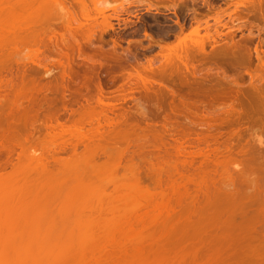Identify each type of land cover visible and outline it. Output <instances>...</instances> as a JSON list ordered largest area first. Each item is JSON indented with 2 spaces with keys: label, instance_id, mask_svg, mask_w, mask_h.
<instances>
[{
  "label": "rangeland",
  "instance_id": "obj_1",
  "mask_svg": "<svg viewBox=\"0 0 264 264\" xmlns=\"http://www.w3.org/2000/svg\"><path fill=\"white\" fill-rule=\"evenodd\" d=\"M8 1H10L9 3L11 7L16 5V3H12L13 0H7V2L4 0L5 5H8ZM71 1L72 0H60L62 3L61 9H59V6L55 7L53 5V8L51 9L52 11L50 10V13L48 14L49 16L47 15L50 23L46 24L43 21L45 25L42 26L45 27L50 24L53 25L64 22L67 18L66 15L64 16V13L66 12L75 13V19L78 22L87 24H91L93 20L96 21V24H101L103 20L102 16L99 15V11H103L104 16L111 17L109 21L113 25L112 31L102 34L97 33L93 41H77L82 46L84 51L83 56L85 57H82V59H86L87 62H89L88 60L91 59L90 62L92 64L90 65L94 68V71H98H95L96 73H99L97 74V76L99 75L98 79L100 80L101 78L102 80L98 82L99 80H97V77H95L96 74L93 73V79L96 81H93L94 84L92 83L94 86L93 89H96V86H98L96 91H99L100 89L102 92L97 91V93H99L101 96L103 94L106 95L107 98H110V100L108 99L109 102L113 101L111 104L115 106L117 105L116 109H114L115 111L118 110L117 113L114 110L111 113L115 112L116 115L119 116L120 120L124 122L122 123L121 129L128 131L130 134V139L127 141L129 145L126 146V148L121 144L123 142L125 145V141H121L120 143L122 149H125V151L128 152L127 155L130 153L129 156L133 155L134 158L144 157V163L147 162H145V159H150L152 161L153 158H145L151 155V153L152 155H157V158H155L156 155L153 156L155 158L153 163L156 161H161L163 156L168 157V160L170 159L171 161H169L172 162L170 164L177 167L178 171L176 170L177 172H175L183 176H187H184L186 180H183V176L176 177V175H174V178L172 177L173 174L171 176V169L173 171V166L171 167L169 164L171 169L167 170L168 166L165 168L163 165L168 172H165L162 175L166 178L169 177V179L172 181L174 178V180H176L174 182L176 183L174 184L173 182V184L176 188L178 187L176 184H179L183 188L187 185L189 193L188 190L186 191L191 197L188 198L189 195L187 194L186 200L188 201L184 202L185 194L183 196L184 200L181 202L183 204L181 205L180 203V205L182 208H188L187 210H190L187 212V215H190V223H192L193 220L191 211H193V213H197L193 210V208L196 207L194 205H197V207L199 206V208H201V211L198 209L199 211L197 214H195L196 216H194V218L199 215V212L200 216L204 218L203 221H205V217H209L204 208L207 200H204L206 199L204 198V195V197L200 195L203 185L200 186L202 187L200 189L201 191L198 192V190H195L196 186H194V184H196L195 181L197 180V177L199 179L204 175L203 178H205V182L200 184H206L207 189L209 188L207 191L209 194L211 193L209 200H215L214 202L217 201L216 203H218L220 199L224 197L225 193L233 194V191H235L231 189L232 187L224 189L222 185L224 182H226V184H230L232 182V185H235L233 188L236 187L238 188V191L239 189L241 191V188H244L245 184L243 183L245 174L247 176L249 173V179L253 180L255 178L254 180L258 181L260 179V182L264 181V179H262L264 178V175L262 174L264 171L260 170L261 168H264V147L263 149H260L262 146L260 147L255 143V141H253L256 139L253 136L257 135V138H260L264 146V19L262 18L264 14V0H84L85 8H83L85 11L75 4L74 0V2ZM22 5L23 4H19V6L23 7ZM81 9L85 12L84 14L86 17L89 15V19L85 18L84 15L82 16L81 13H83V11H81ZM4 15L9 17V15H6V13ZM2 17L4 18V16ZM10 18L12 19L10 24L13 25V18ZM10 18H8V20H11ZM46 18L42 20L47 21L48 18ZM2 21H4V24L5 20L1 19V22ZM38 21L35 23L36 26H32H35L37 30L43 28L41 26V24H43L40 22L41 20L39 21L40 23H38ZM26 23H24V25ZM18 25H15L14 23L13 26ZM99 26L101 27V25ZM7 27L9 28V26H6L5 28ZM28 27H31V24ZM7 37H9V35H7ZM7 37V41H10L11 36L9 37L10 39ZM41 43L39 42V45H41ZM46 43L50 45V43L47 41ZM54 43L55 41H52L51 45H54ZM199 44H203L202 52L199 50ZM6 46L2 48L4 49L3 52L8 49L7 48L5 50ZM21 50H23L22 55L25 56L29 55L30 52L33 51V48ZM174 51L177 53L185 51L184 54H182V57L183 55H187L188 59L186 60L185 67L182 65V63L174 58V61L171 63V65H167L165 67V64L163 63L165 60V55L173 53ZM3 52L2 54H5V56L8 53ZM4 57L3 59L5 62L7 59ZM71 58L75 60V62L72 60L75 64L85 63L83 60L80 62L81 60L77 58L76 52ZM8 59H10V57ZM12 59L14 60L5 63L8 69H4L5 71H2L3 69L0 70V83L2 86L5 85L7 87L5 88L8 92L10 91L9 88H12V82L10 83V80L16 79L15 81L12 80L13 84H15L14 82H16L18 79L20 80V76L18 78V76L16 77L15 74L18 75L16 72L17 69L19 71V67L21 65L17 60L16 62L19 66L16 67L17 64L15 63V59L17 58ZM4 62L2 64L0 63L2 68L4 67ZM119 65L123 67V70L117 72V74H114L115 76L113 75L110 78L112 79L114 77L113 80L108 79L109 83H105L104 81L107 79L104 80V69L107 67L116 68ZM22 67L26 68L24 65ZM148 67L151 68L147 70ZM31 68L33 67L25 69L26 72L28 70V75ZM22 69L23 68H21V70ZM21 70V74L19 73V75H22L23 70ZM25 70L23 72L24 75ZM1 71L3 73H1ZM137 74L147 76L149 81L147 80L146 83L142 82L143 84H140L141 81L139 78H137ZM28 75L26 74L25 76ZM102 75H104L103 79ZM55 76L58 77V72L53 73L51 80L49 77L44 79L43 77L41 78V76H39L41 79L34 81L38 82L40 87H43V84H46L47 79H49V82H52L53 77L56 78ZM114 79L115 82H113ZM109 80L113 82V84H111ZM8 84H11L9 88ZM40 84H42V86ZM3 88H1V90H3ZM8 92H6V98ZM2 95L4 97L1 96L0 98L2 99L0 100H3V102L0 104L10 100L9 98V100L7 99V101H4L5 94ZM96 95L97 98H100L98 94H95L94 96ZM104 95L102 97H105ZM123 98L127 101L124 102ZM93 99L95 100L91 101H96V98ZM26 100L27 102L24 101L20 105L28 106L27 103H30L31 101L28 102L29 99ZM81 100L82 99L78 101L79 107L81 106L79 105L80 102V104L85 105L84 100ZM21 101L19 103H21ZM25 102L26 104L23 105ZM136 104L138 105V109L135 110L134 107ZM96 105L99 106L98 103L96 104V102H94L92 105H90L91 107L93 106L92 108L90 107V109L92 110L95 107L96 113H98L100 110L97 109ZM72 107L75 110L78 108L77 104L75 105V103L71 106V108ZM69 108L70 106L67 104V110L65 111V114L64 111L61 112L63 113L62 115L60 113V118L65 121L63 123L67 122L65 125L70 123L67 120L71 121L74 119L75 122L78 121V117L76 118L75 116L69 115ZM41 111L42 110L39 112L38 110V112L42 114L43 111ZM66 112L68 113L69 118L71 117L70 119H68ZM39 113L37 114L38 116L40 115ZM111 113H109L110 115L107 113V117L113 116V119L118 118L116 117L115 113ZM101 115L99 116L100 120L102 119ZM37 117L35 118L36 125H31L35 126L36 129H32V127H30L31 129L29 128L28 130V134H30V136L26 134V136H28V140H31L33 139L32 137H34V139L31 140L32 142L34 141L33 143H35L36 139L38 140H36L37 144L35 145V148H37L36 151L34 149V144L32 148L34 150H31V148H25L30 145L31 142L30 144L27 143V146L25 145L24 148L26 150L23 149L25 150L23 151L24 153L20 150V152L23 153L22 155L19 153V150L17 151L18 148H16L14 151H7V153H10L8 156H6L4 150L0 149V161L2 162L0 167H2L6 160L9 161L7 165H5L6 167L0 170V203L19 201L30 202L35 201L36 199H38L36 201L39 203L26 210L25 208H22L24 210H21L17 205L8 206L5 204L6 206H3L4 204H0V233L6 232L7 230L11 232V229L15 231L17 228H19L18 225L16 226L17 228L15 225H13L9 227H15L16 229H8V224L6 226L3 224L4 222L8 223L7 221H9L8 219L10 218L13 220L14 218L20 219L21 216L23 217L24 215L28 218L23 219H36L37 221H40L38 225H40V223L44 220V223L42 222L44 226L42 227L37 225L35 227L36 229L34 227L32 228L30 225H27L28 222L26 223V225L30 226L34 232L38 230L37 227H42L43 229H41L45 230L43 231L44 233H40L41 235H39L42 238L43 235L46 234L44 237L46 247L43 246V240L40 241V238L39 244L41 242L42 243L38 248H35L38 250L43 246L46 248L44 251L45 253L47 250V253L50 252V250L52 251L50 254L53 253V251L55 254V250H59L60 252L64 250L68 251V253H60L55 255H50L48 253L49 256L47 255V257L45 256V253H43V256L41 255L42 259H36V262H40V260H42V263L40 262L41 264H83L85 259H82L79 256V252H89L105 247L108 248L109 246V248L112 247L116 249H119L120 247H126L128 250L133 249L132 247L136 246L137 244H139L138 246L146 247L147 243L145 241H143L141 244L132 242L133 237L129 238L132 240L131 242L130 240H127L128 242L126 240L119 242V239L121 240L122 238H119L118 235L111 232V229L116 224H123L129 215L138 206H140L139 204H142L144 200L146 201L147 197L144 189H135L132 187L130 183L131 175L129 171L126 170V162L123 161L120 167L117 168L116 173L113 174V172L103 170L105 168L103 167L105 166V162L103 161L104 163H102L103 159H100L101 161L96 160V162L99 161L98 164L100 162L103 164H94L95 167H103L99 173H96V175L100 177L101 180L98 179V183L94 186V188L87 192H83V188H85L84 186L86 184L84 185L82 182V175H87L91 171L87 166H83V164L80 163V158H83L79 156L82 152V147L77 149L78 155L75 158H69V154L67 159V156H64V153L59 156L60 159H65L66 161L64 160V164L52 169V174L55 175V178L48 179L41 176L40 171H37L39 167H34L36 166L34 164V159L37 160L36 164H39L38 161L41 158H47L49 160V152L52 153L53 151L54 153L55 150H53V148H58V145H52V151H49V147L51 146L50 140L53 134H49L50 132L44 128L46 126L45 124L47 123V119H42V116H39V119H37ZM99 118L97 117L96 120ZM93 120L95 122V119ZM44 121L45 124L43 127H41ZM87 128L88 127H86V129ZM30 130L33 132H36L37 130L38 132L32 136ZM26 136L24 134V137ZM1 139L2 137L0 136V142L3 141V139ZM66 139L70 140L69 138H65L64 140ZM62 140L63 139H59V142H56L59 144V148L61 147L60 144L66 145L65 141L63 140V142ZM178 143H181L180 146ZM117 146V150H119V148L121 149V147H119V143L116 145V147ZM109 148L114 149V147L112 148L110 145ZM127 148L129 151L126 150ZM142 152L143 154L145 152V156H143ZM199 153L206 157L202 159V155H197ZM62 155L63 158L61 157ZM179 155L182 156L180 157ZM50 156L54 155L52 154ZM5 157L6 159H4ZM125 157L127 156L125 155ZM259 161H262L260 164L263 165L258 164ZM134 162L141 166V173H146V171L149 170V167H147L149 165L148 162L146 164L142 162L141 164L143 165H141L138 160L135 161L134 159ZM182 163L184 164L183 166ZM235 163L239 164L237 169L233 165ZM100 167L99 170L101 169ZM257 167L259 170H257ZM175 169L176 168H174V170ZM236 172H238V174ZM167 173L170 175H166ZM241 174L242 177L240 176ZM162 175L161 183L159 185L160 191L166 190L161 189L162 184H164L163 182L166 181L163 180ZM201 178L200 180H202ZM190 181H193L194 183L191 184ZM108 182L114 183L120 189L119 194L116 196H114V194V198L111 200L108 194L111 191V188L109 187L112 186L111 183ZM185 182H190V184H186ZM240 183L243 187L240 185ZM196 185L199 186L198 184ZM101 186H103V190L105 189L104 191L109 196L108 198L102 199L100 196H98V191L101 190ZM262 188L264 190L263 186ZM151 190L152 187L151 189L149 187V191ZM229 190H232V192ZM157 191L159 190H156V193ZM220 193H222L221 195L223 197L220 195ZM199 196L202 197V199H200ZM198 200L203 204L205 201V204H200L201 202ZM184 203H186V205ZM196 203H199V205ZM107 207L109 208L106 209ZM181 207H179V210L177 208L174 210L176 213H173L175 214V218L173 217L174 219H172V222L170 220V222H168V220L164 221L163 218H161L163 220L159 219V225L157 224L158 226L154 229V231L166 230V232L170 233L181 231L183 233L186 232V234L189 235V232L192 231L193 227L195 232V229L197 228L196 224V226H194V224H190L191 226L189 224L186 225L187 223L185 224L184 222L185 218H183V220L179 218V215L185 211L180 210ZM95 208H102V212L95 214ZM180 211L182 212L180 213ZM177 213H179L177 216L180 220L176 218ZM208 213H210V211H208ZM212 213H210V215H212ZM186 217L188 218V216ZM2 219L7 221L4 220L2 223ZM188 220L185 219V221ZM15 221L16 220H14V223ZM194 221H196V219H194ZM31 223L33 224V222ZM34 223L36 224V222ZM181 224L183 225L181 226ZM204 224L205 222L203 225ZM3 226L6 228L4 229ZM189 226L191 230L189 229ZM184 228H186V230ZM182 229H184V231H182ZM203 229L204 227L202 230ZM207 229H209V231H207ZM214 229L215 227L211 228V224H209L206 226L205 233H211L214 231ZM202 230L201 234L204 235V230ZM27 231L28 230H26V232ZM34 232H30L28 236L30 237L31 234L32 236H35ZM166 232L165 235L167 234ZM170 233L168 235H171ZM2 234L5 235V233ZM25 234H23V236ZM147 234L148 233H145V235ZM161 234H163V232ZM178 234H180V232ZM36 235L38 234L36 233ZM25 236L23 238L27 239L28 236ZM27 240L23 239V242L25 243ZM23 242L18 243V247H20V245L23 246L21 244ZM29 242L30 241L26 242L25 244L23 243V247H26L27 251ZM189 242L190 241H188L187 244L186 242L183 243L188 246ZM192 242H190V245L193 244L195 248L196 244L198 245L201 243L199 244L197 250H194V254L197 255L204 253L203 250L204 247H206L204 245L209 244V242L206 243L205 241H199L195 244ZM148 243L150 242L148 241ZM160 244H162V242H160ZM173 245L174 243L172 246ZM180 245L179 248H181H178V250L177 243V247L174 245L177 251H181L182 248L186 246ZM148 246H150V244H148L147 247ZM160 246L163 247V244ZM18 247L17 249H14L13 247H11L13 249L10 248L13 250L9 251L10 256L7 254V252L0 253V255L2 254V258L0 256V264H2L1 259H3L5 256L6 257L2 262L5 261L6 263L3 264H24L26 259V264H29L30 257L28 255L29 258H27V251L25 250V257V251H22V249L24 250L25 248L20 247V249ZM169 247L170 248L166 246V249L164 247L166 252H168L167 249H171L173 252L176 251L173 247ZM189 247L190 246H188V248ZM44 248H42V251ZM16 250H19V252L17 253ZM184 253L192 254L193 250L192 252L191 250H186ZM8 256L11 259H7V261L9 260L7 262L6 258H8ZM38 258H40V256ZM148 260H145V262ZM130 262L132 264L140 263H138V261L132 262V260H130L129 263ZM145 262L143 264L158 263V261L157 263H155L156 261L153 262V259H151L150 262L148 261V263Z\"/></svg>",
  "mask_w": 264,
  "mask_h": 264
},
{
  "label": "bare ground",
  "instance_id": "obj_2",
  "mask_svg": "<svg viewBox=\"0 0 264 264\" xmlns=\"http://www.w3.org/2000/svg\"><path fill=\"white\" fill-rule=\"evenodd\" d=\"M74 1L72 0L71 2H74L76 5H78L80 8H82L85 11L84 0H74ZM6 2H7V0H6ZM9 2L10 1H8V5L7 4L5 5L4 0H0V51H1L0 63L1 64L4 62L3 57L5 56V54H2V52L4 51V49H2V48H4L6 45H8L5 48V50L8 48L5 51L6 53L8 52L6 55L7 57L6 56L4 57L5 59H7V61L5 60L3 68H2V65H0L1 66L0 70L3 69L2 71H5L6 69H8V67H6L5 63H7L8 61L14 60L12 58H17V59H15V63L17 64L16 67L19 66L18 63L16 62L17 60L19 61V64L21 66L19 67V71L16 68L17 69L16 73H18V75L15 74V76L16 77L18 76V78L20 76V80L18 79L16 82H14L15 84H13V81H15L16 79H11V80L8 79V80H10V83L12 82V86H11V84H8L9 85L8 88L10 86L12 87V88H9L10 89L9 92L6 89L7 87L5 85L2 86L0 83V97L1 96L4 97L2 94H5L4 101H7V99L9 100V98H10L9 101L0 104V136L3 139V141L0 142V149L5 151L6 156H8V154L10 155L9 152L14 151L16 148H18L17 151L19 150V153L21 155L24 153L23 151H25L26 149L31 148V150L35 149V151H36L37 148H35L36 147L35 145L37 144L36 143L37 139L35 140V143H33L34 141L32 142L31 140H33L34 137H32L33 139L28 140L27 139L28 136H26V134H28V132H29L28 130L30 127H32V129L33 128L36 129L35 126H31V125L35 124V121H36L35 118L38 116L37 114L40 112V110H42L43 113L42 114L39 113L40 114L39 116H42L43 118L40 117L42 119L45 118L44 120L47 119L46 120L47 123L45 124V121H44V123H42L43 125L42 126L39 125V126L43 127L45 124L46 126L44 128H46L47 131L50 132L49 134H51V133L53 134V135L51 134L52 135L51 140H50L51 146L49 147V151H52V148H53L52 145L53 146L58 145L57 146L58 148H55V149L53 148V150H55L54 153H53V151H52V153L49 152V160L47 158H41L38 161L39 164H36L37 160L34 159L35 160L34 164L36 165L34 167H37V168L39 167V169L37 170V168H36V170L38 172L40 171L41 176L46 177L48 179L55 178V175L52 174V169L59 167L60 165L64 164V162L66 161L65 159H60L59 156L64 153V156H67V159H68L69 154H70L69 158L70 157L75 158L78 155L77 149L78 148L80 149L82 147V152L79 156L83 157V158H80L81 159L80 163L83 164V166H87L91 171L87 175H82V177H83L82 182L84 183V185L86 184L84 186L85 188H83V192H87V191L93 189L94 186L98 183V179L101 180V178L98 177L96 175V173H99L103 169V167H105L103 170H105V171L107 170V171L113 172V174H115L117 168L120 167V165L123 161H125L127 164L126 165L127 167L125 166L126 170L129 171V173L131 175L130 183H131L132 187H134L135 189L136 188L144 189L145 194L147 196L146 201L143 199L145 204H144V202L142 204H139L140 206L137 207L138 209L136 208L137 211L135 209L129 215V217L125 220V222L123 224H121V225L116 224L111 229V232L118 235L119 238L120 237L122 238L121 240L119 239V242L124 241V240L129 241L130 240L129 238L133 237L132 238L133 241L130 240V242L132 241V242H135L136 244L137 243L141 244L143 241H145L147 243V245L150 244V246H152V247H150V246L147 247V245H146V247H147L146 248L144 246H138L139 244H137L136 246L132 247L133 249H130V250L126 249V247H120L119 249H116V248H112V247L109 248L110 247L109 246L108 248L105 247L102 249H96V250L89 251V252H79V256L82 259H85L83 264H126V263L128 264L130 260H132V262L138 261V263L140 262L139 264H143L145 262V260H148V259H149L148 260L149 262L151 261V259H153V262L156 261L155 263H157V261H158L157 264H264V190L262 188V186L264 187V181L261 180L262 182H260L259 181L260 179L258 181L254 180L255 178L253 180L249 179V176H250V175H248L249 173L247 174V176H246V174L244 175V173H243V175H244L243 180L245 181V182L243 181V183H245L244 188L240 187L241 191L239 189V191H240L239 192L238 188H236V187L233 188L235 185L233 186L232 182L230 184H228V183L226 184V182H224L222 184L224 189H228V188L232 187L231 189H233L235 191H233V194L232 193H225L224 197L221 195L222 193H220V195L223 198L220 199V201L218 203H216L217 201L214 202L215 200H212V199L209 200L211 193L209 194V192L207 191L209 188L207 189L206 184L205 183L200 184L202 182H205V178H203L204 175L202 176V178L200 177L202 180H200V178L198 179V177H197L198 182L196 179H195L196 181L195 180L194 181L196 182V184H198V185L200 184V185L197 186L196 184H194V186H196L195 190H198V192L201 191L200 189L202 187H200V186H202V185H203V188H205V189L202 188L200 195H202V197L205 196L204 198H206V199H204V198L203 199L208 201V202L206 201L205 207L204 206H202V207L205 208V211L207 212L209 217H205V221H203L204 218L200 216V212H199V215L197 216L198 218L197 217L194 218V216H196L195 214H197L199 210L201 211V208H199V206L197 207V205H194L196 207L193 208V210L197 213H193V211H191L192 212L191 216H193V220H192V223H190L191 222V220L189 219L190 215L189 214L187 215V212H189L190 210L188 211L187 210L188 208L184 209L181 207V205L183 204L181 202L184 199H185L184 202L188 201L186 199H187V194L189 193V190L187 189V185L184 186L185 189L183 187H181L179 184H176V186L178 185L177 188L175 187L174 184L176 182H174V181H176V180H174V178H175L174 175H176V177H182L183 175L176 173L178 171L177 167L170 164V163H172V162H170L171 160L169 159L170 160L169 161L168 157L163 156V158L161 157L162 159L160 158L161 161L157 162L155 160L156 162L153 163V160L155 158H157V155L156 154L152 155V153H151V155H149L148 157H145L148 159L153 158L152 161L150 159L149 160L145 159V162L147 161L149 164V165L147 164L148 165L147 167H149V170L147 168L148 171L145 170L146 173L145 172L141 173L140 172V170H142V169H140L141 166H139L138 163H135L134 159H135V161L138 160L141 164L143 162L144 157H137L136 156L137 158H134L133 155L129 156L130 153L127 155L128 152H126L125 149H122V146L120 145L121 141H125L124 142L125 145L123 144V142L121 144L126 148V146L129 145L127 141H129L128 139H130V134L128 131L121 129L122 123H124V122H122V120H120L119 116L116 115L118 110L115 111L114 109H116L117 105L115 106V105L111 104L113 101L109 102L108 99L110 100V98H107L106 95H104L103 93H100V94H103L107 99L105 97H102L103 95L102 96L99 95V93H97L98 90L96 91L98 86H96V89H93L94 88L93 84H94V82H96L93 79L94 74H96L95 77H97V80H99L98 79L99 75L97 76V74H99V73H96L95 71H97V70L94 71V68L90 65V64H92L90 62L91 59L88 60L90 63L87 62L86 59L85 60L82 59V57L83 58L85 57V56H83L84 51H83L82 46L77 42V41H93L95 39L97 33L102 34V33L108 32V31H112L113 25L109 21L111 17L104 16L103 15L104 12L99 11V15L102 16V20H103L101 22V24H99V25H101V27H100L98 24H96V21H94V20H93V22H91V24L80 23L75 19V17H76L75 13L66 12V13H64V16L66 15L67 18L64 22H62L60 24H53V25L50 24V25H47L44 27V26H42V25H45L44 23H46V24L50 23L47 15L50 13V10L53 8V5L55 7L59 6L60 7L59 9L62 8V6H61L62 3L60 2V0H13L12 3L13 4L16 3V5H14L13 7H11ZM19 4L20 5L23 4L22 5L23 7L19 6ZM82 9H81V11H83ZM84 11H83V13H81L82 16L84 15L85 18H88L89 15H88V17H86L84 14L85 13ZM5 13H6V15H9V17L5 16L4 15ZM250 15H249V17H250ZM2 16H4V18ZM10 17L13 18L15 25H18V24L19 25L13 26L14 25L13 22H12L13 25H11L10 21H12V19ZM247 17H248V15H247ZM8 18H10L11 20H8ZM44 18H46L47 21L42 20ZM262 18L264 19V14H263ZM1 19L5 20L4 24H3L4 21L1 22ZM19 19H21V20H19ZM38 20L39 21L41 20L40 22H42V23L44 21V23L41 24V26L43 28H40L37 30L35 27L36 26L35 23ZM39 21H38V23H40ZM7 22L9 23V25ZM26 22H28V23H26ZM21 23L23 25H24V23H26V24L23 27V25ZM20 24H21V26H20ZM30 24H31V27H28ZM33 25H35V26L32 27ZM3 26H5V27L9 26V28L7 27L9 29V31L7 28H5ZM7 35H9V37L11 36V39L9 37H7ZM6 37L8 39H10V41H7ZM41 41H42V43L44 41V43L42 44ZM46 41L48 43H50V45H48L46 43ZM52 41H55L54 45H51ZM39 42L41 43V45H39ZM199 45H200L199 50H200V52H202L203 51V44H199ZM27 48H29V49L33 48V51H31L29 55L23 56L22 55L23 50H21V49H27ZM5 52H3V53H5ZM75 52L77 53V58L79 60H81L80 62H82V60H83V62L85 61L86 64L85 63L84 64H82V63L81 64L80 63L75 64L74 63L75 60L73 58L75 57V55L73 58H71V57L73 56V54H75ZM184 52L185 51H182L181 53H177L176 51H174L173 53H169L168 55L166 54L164 57L165 60L163 62L165 64V67L167 65L168 66L171 65V63L174 61V59H177L185 67L186 66V60H188V59H187V55H185V56L183 55V57H182V54H184ZM9 57H10V59H8ZM23 63H25V64H23ZM23 65L26 66V68L22 67ZM27 65H28V67L29 66L33 67L29 70V75H28V70H27V72L25 70V69L30 68V67L28 68ZM21 68H23L22 69L23 72L25 70V75L27 74L28 76H25L23 74V72H22V75H19V73L21 74V72H20ZM149 68H151V67H148L147 70ZM104 70H105L104 71L105 78H104V75H102L103 76L102 79L103 78H104V80L107 79L104 81L105 83H107L108 79H110L114 74H117V72L123 70V67L121 65H119L116 68L107 67ZM2 71H1V73H3ZM7 71H9V70H7ZM55 72H58V77L55 76L57 79L53 77L52 82H49V79H47V82H46V84H43L44 85L43 87H40L39 83L34 81V80L38 81V79H41L42 77L44 79L46 77L47 78L49 77L51 80L52 75ZM39 76H41V78H39ZM35 77H36V79H35ZM113 78L110 80H113ZM137 78H139V80L141 81L140 84L146 83L147 80L149 81V79H147V76H144V75L142 76L141 74H137ZM100 80H101V78H100ZM100 80L98 82H100ZM113 82H115V79ZM113 82L110 81L111 84H113ZM35 83H37V84H35ZM2 84H3V82H2ZM4 84H5V82H4ZM40 85L42 86V84H40ZM107 85H109V84H107ZM107 85H103V86H107ZM1 88H3V90H1ZM4 89H5V91H4ZM6 92H8L7 98H6ZM98 92H102V91L99 89ZM95 94H98L100 96V98L99 97L97 98V95L94 96ZM93 98H96V101H91V100H95ZM0 99H2V98H0ZM26 99H29L28 102L31 101L30 103H27L28 106L20 105L24 101L27 102ZM80 99H82L81 101L84 100L85 105L80 104L81 103L80 102L79 105H81V106L79 107L78 101H80ZM20 101H21V103H19ZM123 101L125 102L127 100H125L123 98ZM1 102H3V100L2 101L0 100V103ZM26 102L23 105H25ZM94 102H96V104L98 103V105L100 106L99 107L96 105L97 109L100 110V112H98V113H96L95 107L92 110L90 109V107H91L90 105H92ZM74 103H75V105L77 104V107H78V108H76L77 110H75L73 107L71 108V106ZM67 104H69V106H70V108L68 109V110H70V111H68L69 115L75 116L76 118L78 117L77 118L78 121L75 122L74 119H72L73 120V121L71 120L72 123L70 120H67V118H66V120L68 122H70V123H68L69 125L68 124L65 125L67 122L63 123L65 121H63V119L60 118V113L62 111H64V114H65V111L67 110ZM136 106L134 107L135 110L138 109L137 104H136ZM38 110H39V112H38ZM113 110L116 112V113L115 112H113V113H115L116 117H118L117 119H113L112 118L113 116L107 117V115L109 113H111ZM68 113H67V115H68ZM113 113H111V114H113ZM62 114L63 113H61V115ZM101 114L102 115L104 114V115L102 116ZM69 115L67 116L68 119L71 118V117L69 118ZM100 115L102 118L101 120H103V121L100 120V118H99ZM38 117H37V119H39ZM95 117L96 118L98 117L99 119L96 120ZM72 118H74V117H72ZM42 119H40V120H42ZM93 119H95V122ZM61 120H62V122H61ZM41 122H43V121H41ZM86 127H88L89 129L88 128L86 129ZM36 132H38V131L36 130ZM36 132L31 131L30 133H32V136H33L34 134H36ZM24 134L26 137H24ZM28 135L30 136V134H28ZM255 136H253V137L256 139L253 141H255V143L257 145H259L260 147L262 146L260 149H263L264 146H263V143L261 142L260 138H257V135H255ZM65 138H69L70 140H68V139L64 140ZM59 139L60 140L63 139L65 141L66 145L60 144L61 147L59 148V144L56 143V142H59ZM30 142H31V144H30ZM27 143H29L31 146L28 145ZM118 143H119V147H121V149L119 148V150H117L118 146L116 147V145H118ZM33 144H34V149H32ZM178 144L180 146L181 143H178ZM25 145L26 146L28 145L29 147L28 146L25 147ZM109 145L112 148L114 147V149H110ZM23 149H25V150H23ZM257 149H259V148H257ZM20 150L23 153H21ZM126 150H128V148ZM7 151H9V152L7 153ZM75 153H77V154H75ZM261 153H262V151H261ZM52 154L54 156H50ZM142 154H143V152H142ZM55 155H57V156H55ZM125 155L127 157H125ZM154 155H156L155 158L153 157ZM197 155L201 156L202 154L199 153ZM143 156H145V152H144ZM179 156L181 157L182 155H179ZM191 156L196 157L194 155H191ZM61 157L63 158V155ZM204 157H206V156L202 155V159ZM50 158H52V159H50ZM158 158H159V156H158ZM4 159H6V157ZM100 159H103L102 163L105 162V164H104L105 166H103V167L99 166L101 168L99 170V167H97V166L95 167L94 164H96V163H97L96 165L101 164V162L98 164V162L101 161ZM96 160H99V161L96 162ZM6 161H5V163H3L2 167H0L1 168L0 170H2V168L4 169L6 167L5 165H7V163L9 162V161H7V162ZM260 162H262V161H259V163L258 162L257 163L260 164ZM1 163L2 162L0 161V164ZM146 163H144V164H146ZM166 164H168V165H166ZM169 164L171 167L173 166L174 172L172 171L171 167H169ZM101 165H103V164H101ZM141 165H143V164H141ZM163 165L165 166V168L168 166L169 169L167 168V170L171 169V176L173 174L172 177H174L173 181L171 179H169V177L166 178L162 175L165 172H168V171H166V169L164 168ZM183 165L184 164L182 163V166ZM233 165H234V167H236V169L239 167V164H237V163H235ZM260 165H263V164H260ZM96 168H98V169H96ZM174 168H176V169L174 170ZM257 170H259V168ZM260 170L264 171V168L263 169L261 168ZM169 173H170V171H169ZM169 173H167L166 175H168ZM174 173H176V174H174ZM236 173L238 174V172H236ZM252 173H253V171H252ZM262 174L264 175V172H262ZM161 175L163 176V180H166L165 181L166 183L163 182L164 184H162L163 188L161 187V189H166L163 191H160V187H159V185L161 183ZM184 176L182 178H184L183 180H186L185 177H187V176H185V177ZM199 176H201V175H199ZM240 176L242 177V174ZM245 176L248 179H246ZM203 179H204V181H203ZM256 179H258V178H256ZM262 179H264V178H262ZM180 180H181V178H180ZM199 180H200V182H199ZM226 180H227V178H226ZM173 182H174V184H173ZM177 182H178V180H177ZM190 182H191V184L194 183L193 181H190ZM190 182H185V183L190 184ZM108 183H111V182H108ZM241 183H240V185H241ZM143 184H145V185H143ZM165 185L167 188L165 187ZM111 186L112 187H109V188H111V191L108 194L110 197L104 191L105 189L104 190L102 189L103 186H101V188H100L101 190L98 191L99 192L98 196H100L102 199L108 198V197L110 198V200L113 199L114 196L119 194L120 189L114 183H111ZM148 186L150 187V189L152 187L151 191H153V192L149 191ZM157 188H159V189H157ZM41 189H43V188H41ZM236 189H237V192H236ZM156 190H159V191H157V193H156ZM186 190H188V193ZM213 191H215V190H213ZM104 192H105V194H104ZM230 192H232V190ZM234 192H236V193H234ZM100 193H102V194H100ZM184 195H185V197L183 199ZM189 197H191V196L189 195L188 198ZM202 197H200V199H202ZM97 198H99V197H97ZM36 200H38V199H36ZM36 200L30 201V202H25V201L5 202V203L2 202L0 204H4L3 206L17 205L20 207L21 210H24L22 208H25V210H26L28 208H32L34 205H37L39 202H37ZM194 202H195V200H194ZM199 202H201V201H199ZM211 202H214V203H211ZM180 203H181V205H180ZM178 204H179V206H178ZM184 204L186 205V203H184ZM196 204L199 205V203H196ZM200 204L204 205L205 201H204V204L202 202ZM179 207L182 208V209L180 208V210H182V211L185 210V211H183V212L180 211V213L182 212L181 215H179V213H177L176 218L177 219L180 218L181 220H183V218H185L187 220L189 219L188 221H185V219H184L185 224L187 223L186 225H188V224L189 225L194 224V226L197 225L196 227L198 229L195 227L196 228L195 232H194V228L192 227V231L194 232V234L192 231L189 232V235L186 234V232H184L186 234L185 235L181 231H178L175 233L174 232L170 233V232H166V230H164L165 228L163 229L164 231H162V230H155L154 231V229L159 225V223H158V222H160L159 219L163 218L164 221L168 220V222H170V221L172 222V219L175 218L174 217L175 214H173V213L174 212L176 213V211H174V210L176 208L179 210ZM183 207H184V205H183ZM200 207H201V205H200ZM108 208L109 207H107L106 209H108ZM94 210H95V214L102 212V208H95ZM208 211H210V213L213 212L212 215H210V213H208ZM177 215H179L180 217L178 218ZM185 215L188 216V218ZM21 218L20 219L14 218V220H16L15 221L16 224L14 223V220L11 218L8 219L9 221L4 219L8 223L4 222L3 219H2L3 221L1 220L2 223L4 222L3 224L5 226L8 224L7 225L8 229L13 228V227H9V226L15 225V227H16L18 225L19 228H17V227L16 228L19 230H17L14 227L13 229H16L15 231L11 229V232H10L9 230L6 229L7 230L6 232H2V233H5V235L0 233V253H3V252L6 253L7 252V254L9 255V251H13L11 249H13V248L17 249L18 243L23 242V239L27 240L30 232H32V231L34 232V230L32 228L33 227L35 228L40 222V221H37L36 219L26 220L28 217H26L24 215H23V217L21 216ZM23 218H26V219H23ZM201 218H203V219H201ZM163 219H161V220H163ZM194 219H196V221H194ZM10 220H12V221H10ZM164 221H161V222H164ZM173 221H175V220H173ZM31 222H33V224ZM34 222H36V224ZM42 222L44 223V220ZM42 222L38 226L43 227L44 224ZM200 222H201V224L199 225ZM204 222H205V224L203 225ZM2 223H1V225H2ZM26 223H27V225H30L32 228L30 226H27ZM216 223H217V225H216ZM19 224L20 225L22 224V225L20 226ZM185 224H184V226H185ZM209 224H211V228L215 227V229L211 233L208 232L206 234L205 229H206V226ZM23 225H25V226H23ZM182 225L183 224H181V226ZM190 226H189V229L191 230ZM27 227L32 231H30ZM42 227H37L38 232L35 230L36 231V232H34L35 236H32V234H31L29 237V239H31V240L28 239L26 241V242L30 241L28 244V251H27L26 247H23L26 242L25 243L23 242L24 244L21 243L23 246L20 245V247L25 248L24 250L22 249V251L26 250L28 253V254H26V251H25L24 256L26 254L27 258L30 257L29 264H38L40 262L42 263V260H40V262L37 261L38 263L36 262V259L37 260L42 259V256H43L42 254L45 253L44 251L46 249V248H44V247H46V244L44 241V237L46 234L43 235V237H42L43 239L40 236L42 233H44L43 231H45V230H42L43 229ZM203 227H204V229H203L204 235L201 234V230ZM5 228L6 227H4V229ZM23 228L25 231L23 230ZM40 229H41V231H40ZM184 229L186 230V228H184ZM184 229H182V231H184ZM199 229H201V230H199ZM21 230H23V231H21ZM26 230H28L29 233H28V231L26 232ZM207 231H209V229H207ZM22 232H24V233H22ZM162 232L164 235L161 234ZM165 232L167 233L166 235H165ZM179 232H180V234H178ZM36 233L38 235H36ZM145 233H148V234L145 235ZM169 233L171 235H168ZM23 234L28 236L27 239L23 238L25 236V235L23 236ZM123 237H124V239H123ZM21 238H23V239H21ZM36 239H38V240H36ZM39 239H40V241L43 240L42 241L43 243L42 242L41 243L43 244L44 247L42 246L41 248H39L41 250H39V249L37 250L35 248V247L38 248L41 244V243L39 244V242H40ZM32 240H33V242H32ZM147 240L150 243H148ZM188 241H190V242L193 241L194 244L196 242H199V241L200 242L205 241L206 243L209 242V244L204 245V246H206V247H204V250H203L204 253H202L201 255H197V254H194V250L195 249L197 250V248L199 247V244H201V243H199L198 245L196 244L195 245L196 248H195L194 245L191 244V245H193V246H191L190 242H189V244H188V246H190L189 247L190 249H189L188 246L186 245L188 243ZM160 242H162L163 247L160 246V245H162V244H160ZM183 242L184 243L186 242V244H184ZM15 243H16V245H15ZM151 243H153V244H151ZM173 243L175 246L177 243V246H178V247L176 246L177 250H178L180 244L186 245L181 250L183 252H181L180 250L177 251L175 249L176 247L174 245H173L174 247L172 246ZM155 245H156V248H155ZM166 246H168V248H170L169 246H171V248L173 247L177 252L176 251L173 252V251H171V249L170 250L167 249L168 252H166L165 251ZM11 247H13V248H11ZM20 247H18V248H20ZM47 247H48V245H47ZM164 247H165V249H164ZM42 248H44L43 251H42ZM30 249H32V250H30ZM186 250H188V251L191 250V252L193 250V253L192 254L191 253L188 254L189 252L184 253V251L186 252ZM47 251L45 253L46 257L48 255V253L50 254V252H52L50 250V252L47 253ZM18 252H19V250L17 251V253ZM60 253L66 254V253H68V251L63 250L62 252H60L59 250H55V254H60ZM51 254H54V251ZM28 255H29V257H28ZM0 256L2 258V254ZM9 256H8V258H6V261H7V259L10 258ZM20 256H21V254H20ZM39 256H40V258H38ZM5 257H3V259ZM3 259H1L2 264L6 263L5 261L2 262ZM26 260H25L24 264H26ZM148 261L145 263H148ZM129 264H132V263L130 262Z\"/></svg>",
  "mask_w": 264,
  "mask_h": 264
}]
</instances>
